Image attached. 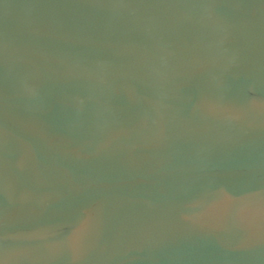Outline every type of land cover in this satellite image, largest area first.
Returning <instances> with one entry per match:
<instances>
[{"label": "water", "instance_id": "water-1", "mask_svg": "<svg viewBox=\"0 0 264 264\" xmlns=\"http://www.w3.org/2000/svg\"><path fill=\"white\" fill-rule=\"evenodd\" d=\"M252 87L264 0H0V164L31 191L0 235L87 218L7 264H264Z\"/></svg>", "mask_w": 264, "mask_h": 264}, {"label": "flooded vegetation", "instance_id": "flooded-vegetation-1", "mask_svg": "<svg viewBox=\"0 0 264 264\" xmlns=\"http://www.w3.org/2000/svg\"><path fill=\"white\" fill-rule=\"evenodd\" d=\"M245 100L251 105L256 103L264 105V92L258 88H247ZM27 167L18 161L10 165L0 164V207L6 206L16 199H26L31 194L23 180V172ZM220 203L218 198H212L207 200L206 205L214 209L219 207ZM243 206V211L248 213L245 214L246 216L264 214V197L254 199ZM256 209L258 210L255 211ZM86 220L85 215L72 216L49 226L21 233L0 235V264H7L8 261L28 253L27 249L32 243H41L43 247L48 242L47 244L57 248L67 245L69 240L83 233Z\"/></svg>", "mask_w": 264, "mask_h": 264}]
</instances>
